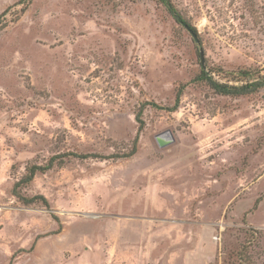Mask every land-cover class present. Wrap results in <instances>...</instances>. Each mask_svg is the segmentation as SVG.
<instances>
[{"label": "rangeland", "instance_id": "1", "mask_svg": "<svg viewBox=\"0 0 264 264\" xmlns=\"http://www.w3.org/2000/svg\"><path fill=\"white\" fill-rule=\"evenodd\" d=\"M27 1L0 0V264H233L250 230L264 249V89L196 78L264 73V0H171L194 39L158 0ZM52 156L22 188L49 207L24 206L13 183Z\"/></svg>", "mask_w": 264, "mask_h": 264}, {"label": "trees", "instance_id": "2", "mask_svg": "<svg viewBox=\"0 0 264 264\" xmlns=\"http://www.w3.org/2000/svg\"><path fill=\"white\" fill-rule=\"evenodd\" d=\"M165 8L166 12L174 20L176 24L185 29L193 39L197 37V30L190 24L189 21L183 17L177 8L172 4L171 0H158ZM28 3L30 0L27 1ZM22 9L20 12H23ZM197 80L206 82L209 87L219 95L240 97L250 94H255L261 89H264V73L263 69H241L234 73H225L223 81H218L213 78L212 73H215L214 69L206 70L203 65L200 66ZM218 71V69H216ZM216 71V72H217ZM218 74V73H217ZM179 101V94L176 97L175 104L170 109L176 110L177 102ZM135 153V146L127 153L121 155H113V157L127 158ZM67 156V155H63ZM63 159H57V156H52L46 163H27L24 167L23 173L15 180L12 186L11 194L24 206H29L34 203H40L45 207H49L47 199L43 195H25L22 193V188L31 184L34 177L38 173H44L50 170L55 165L61 166ZM246 240L239 245L237 251L234 252L233 257L235 261L233 264H256L255 258L264 259V249L261 248V239L263 238L261 233L256 230H250L245 232ZM258 248V251H254L251 248ZM263 261H260L261 264Z\"/></svg>", "mask_w": 264, "mask_h": 264}, {"label": "water", "instance_id": "3", "mask_svg": "<svg viewBox=\"0 0 264 264\" xmlns=\"http://www.w3.org/2000/svg\"><path fill=\"white\" fill-rule=\"evenodd\" d=\"M200 58H201V63L202 62V53L200 51ZM172 141V139L170 138V136H163V135H157L156 136V142L160 147H163L165 145H167L168 143H170Z\"/></svg>", "mask_w": 264, "mask_h": 264}]
</instances>
